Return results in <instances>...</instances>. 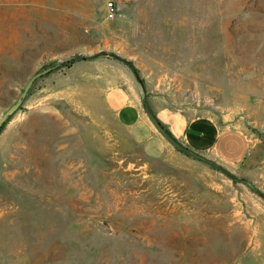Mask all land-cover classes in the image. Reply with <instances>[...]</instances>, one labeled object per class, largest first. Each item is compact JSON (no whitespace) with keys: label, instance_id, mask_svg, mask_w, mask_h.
Instances as JSON below:
<instances>
[{"label":"rangeland","instance_id":"1","mask_svg":"<svg viewBox=\"0 0 264 264\" xmlns=\"http://www.w3.org/2000/svg\"><path fill=\"white\" fill-rule=\"evenodd\" d=\"M99 52L151 109L242 130L232 173L264 193V0H0V118L36 72ZM126 75L141 97L112 57L54 70L0 130V264H264V196L141 141L105 96Z\"/></svg>","mask_w":264,"mask_h":264},{"label":"crops","instance_id":"2","mask_svg":"<svg viewBox=\"0 0 264 264\" xmlns=\"http://www.w3.org/2000/svg\"><path fill=\"white\" fill-rule=\"evenodd\" d=\"M106 100L118 120L132 129L141 141L150 138L165 139L150 123L140 107V95L130 76H124L120 84H112L106 92ZM169 132L191 150L221 164L229 171L240 168L250 152V140L238 128H222L211 117H189L179 110L152 109ZM163 137V138H162Z\"/></svg>","mask_w":264,"mask_h":264},{"label":"water","instance_id":"3","mask_svg":"<svg viewBox=\"0 0 264 264\" xmlns=\"http://www.w3.org/2000/svg\"><path fill=\"white\" fill-rule=\"evenodd\" d=\"M101 56L115 58V59L127 64L131 68H133L135 75H136V78L142 86L141 104H142L143 110H144L145 114L147 115L148 119L150 120V122L158 130V132L165 138V140L167 142H169L174 148H176L181 153L186 154L187 156H189L195 160H198V161L214 168L215 170H218L219 172L226 175L228 178H230L231 180H233L235 182L244 183L245 185H247L249 188H251L256 193L264 196V193L260 189H258L256 186H254V184L250 180H248L247 178L235 175L234 173L229 171L227 168H225L221 164H219V163L215 162L214 160H211V159L191 150L190 148H188L184 144H182L179 140H177L174 136H172L170 134V132L167 130V128L164 127L162 122L159 120V118L156 116V114L151 109V107L148 103L146 90L143 86V83L140 79V76L138 75L137 71L135 70L133 63L130 62L129 60L117 55V54H114V53L99 52V53H94V54H79V53L73 54V55L66 57L65 59L55 61L52 64H50L47 68L41 69L38 72H36L27 82V84H26L25 88L23 89L20 97L1 116V118H0V129L20 109V107L22 106V104H23L24 100L26 99L28 93L30 92L31 88L33 87V85L35 84V82L39 78L47 75L48 73H50L54 70L62 68L63 66L69 64L70 62H73L76 60H91V59H95V58H98Z\"/></svg>","mask_w":264,"mask_h":264},{"label":"built area","instance_id":"4","mask_svg":"<svg viewBox=\"0 0 264 264\" xmlns=\"http://www.w3.org/2000/svg\"><path fill=\"white\" fill-rule=\"evenodd\" d=\"M106 12L108 20L112 21L116 18L117 15V6L115 2H109L106 6Z\"/></svg>","mask_w":264,"mask_h":264},{"label":"trees","instance_id":"5","mask_svg":"<svg viewBox=\"0 0 264 264\" xmlns=\"http://www.w3.org/2000/svg\"><path fill=\"white\" fill-rule=\"evenodd\" d=\"M76 61H77V60H76ZM73 62H75V61H73ZM73 62H70V63L67 64V65H70V64L73 63ZM67 65H65V66H67ZM63 67H64V66H63ZM6 123H7V122H6ZM6 123H5V124H6ZM5 124H4V125H5ZM162 124H163V123H162ZM4 125H3V126H4ZM163 125H164V124H163ZM164 127H165V126H164ZM165 128H166V127H165ZM1 129H2V128H1ZM1 129H0V130H1ZM167 130H168V129H167ZM168 131H169V130H168ZM170 134H171V133H170ZM171 135H172V134H171ZM172 136H173V135H172Z\"/></svg>","mask_w":264,"mask_h":264}]
</instances>
